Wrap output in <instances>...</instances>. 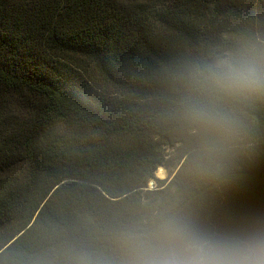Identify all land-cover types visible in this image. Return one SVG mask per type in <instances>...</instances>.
I'll list each match as a JSON object with an SVG mask.
<instances>
[{
    "label": "trees",
    "instance_id": "trees-1",
    "mask_svg": "<svg viewBox=\"0 0 264 264\" xmlns=\"http://www.w3.org/2000/svg\"><path fill=\"white\" fill-rule=\"evenodd\" d=\"M252 43L264 0H0V264L111 256L149 205L264 219V97L226 98L241 131L196 163L183 111L192 65Z\"/></svg>",
    "mask_w": 264,
    "mask_h": 264
},
{
    "label": "clouds",
    "instance_id": "clouds-1",
    "mask_svg": "<svg viewBox=\"0 0 264 264\" xmlns=\"http://www.w3.org/2000/svg\"><path fill=\"white\" fill-rule=\"evenodd\" d=\"M196 96L184 105L190 127L204 133L194 163L221 148L220 141L241 131L223 106L264 97V44L218 54L187 72ZM111 256L81 250L69 264H264V219L219 223L167 206H147L110 235Z\"/></svg>",
    "mask_w": 264,
    "mask_h": 264
},
{
    "label": "rangeland",
    "instance_id": "rangeland-1",
    "mask_svg": "<svg viewBox=\"0 0 264 264\" xmlns=\"http://www.w3.org/2000/svg\"><path fill=\"white\" fill-rule=\"evenodd\" d=\"M19 108V107H18ZM20 110H22L21 108H19ZM166 169V172H167V174H166V177L164 178V177H159L158 175H157V173L155 174V176H156V178H158V179H161V180H164L165 182H166V184H165V186H167L169 183H170V181L173 179V177H174V175H175V173H176V171H177V169L176 170H168L167 168H165ZM160 184L159 183H157L156 182V180H151L150 182H149V185H148V189L149 190H151V191H153V190H156L157 189V186H159Z\"/></svg>",
    "mask_w": 264,
    "mask_h": 264
},
{
    "label": "bare ground",
    "instance_id": "bare-ground-1",
    "mask_svg": "<svg viewBox=\"0 0 264 264\" xmlns=\"http://www.w3.org/2000/svg\"><path fill=\"white\" fill-rule=\"evenodd\" d=\"M156 173H157V175H158L159 177H164V178L166 177V174H167L166 169H165V167H163V166H160V167L157 169Z\"/></svg>",
    "mask_w": 264,
    "mask_h": 264
}]
</instances>
